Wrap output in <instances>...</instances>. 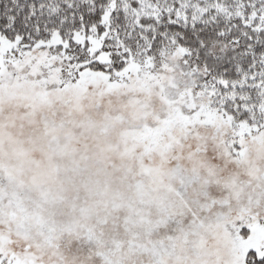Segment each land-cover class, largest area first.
<instances>
[{"label": "snow or ice", "instance_id": "1", "mask_svg": "<svg viewBox=\"0 0 264 264\" xmlns=\"http://www.w3.org/2000/svg\"><path fill=\"white\" fill-rule=\"evenodd\" d=\"M0 264H264V0H0Z\"/></svg>", "mask_w": 264, "mask_h": 264}]
</instances>
